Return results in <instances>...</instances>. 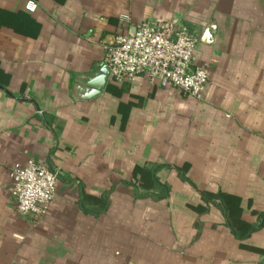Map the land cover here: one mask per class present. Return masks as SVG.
<instances>
[{
  "label": "crops",
  "instance_id": "1",
  "mask_svg": "<svg viewBox=\"0 0 264 264\" xmlns=\"http://www.w3.org/2000/svg\"><path fill=\"white\" fill-rule=\"evenodd\" d=\"M0 11V264H264V0H0ZM123 15L198 37L205 99L144 76L76 96ZM29 159L59 175L39 220L10 193L7 168Z\"/></svg>",
  "mask_w": 264,
  "mask_h": 264
},
{
  "label": "built area",
  "instance_id": "2",
  "mask_svg": "<svg viewBox=\"0 0 264 264\" xmlns=\"http://www.w3.org/2000/svg\"><path fill=\"white\" fill-rule=\"evenodd\" d=\"M26 8L34 12L38 4L31 1ZM120 20L126 29L106 45L110 81L121 84L144 76L186 97L205 99L211 75L207 65L196 61L198 37L173 21H143L132 33L131 18L123 15ZM7 171L18 212L34 220L44 217L58 191V173L34 159L15 162Z\"/></svg>",
  "mask_w": 264,
  "mask_h": 264
},
{
  "label": "water",
  "instance_id": "3",
  "mask_svg": "<svg viewBox=\"0 0 264 264\" xmlns=\"http://www.w3.org/2000/svg\"><path fill=\"white\" fill-rule=\"evenodd\" d=\"M209 28L206 33V40H210V30ZM136 32V27L132 28V33ZM110 75V69L107 63H100L96 67V71L89 74L83 75L77 79L78 85L76 87V96L82 99H91L99 94L105 89L108 78Z\"/></svg>",
  "mask_w": 264,
  "mask_h": 264
},
{
  "label": "trees",
  "instance_id": "4",
  "mask_svg": "<svg viewBox=\"0 0 264 264\" xmlns=\"http://www.w3.org/2000/svg\"><path fill=\"white\" fill-rule=\"evenodd\" d=\"M1 13H3V14H5V15H8V13H6V12H2V11H0V14ZM9 17H12V15H9ZM153 179H155L154 177H153ZM156 180V179H155ZM205 197L207 198V199H210L211 197L210 196H207V195H205ZM100 202H101V209L103 210V209H105L106 208V206H107V199L106 198H102L101 200H100Z\"/></svg>",
  "mask_w": 264,
  "mask_h": 264
}]
</instances>
